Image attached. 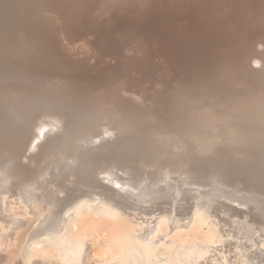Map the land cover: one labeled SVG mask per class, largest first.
Wrapping results in <instances>:
<instances>
[{
    "label": "rangeland",
    "instance_id": "rangeland-1",
    "mask_svg": "<svg viewBox=\"0 0 264 264\" xmlns=\"http://www.w3.org/2000/svg\"><path fill=\"white\" fill-rule=\"evenodd\" d=\"M88 1L89 0L83 3L88 4ZM82 4L79 7L80 9L85 5ZM92 6L93 8L90 12H87V14L93 16L91 18L93 28L88 31L87 28L81 27L86 25L84 24V21L86 20L85 17H87V15L85 17L81 16L84 12L83 7L82 12L81 10H79V12L70 11V13H72V17L70 15L71 20L70 17L67 16L69 17V19H67L69 21L67 22L68 24L66 23V36H68L67 33H69V35H72L71 37L76 38V40L75 38H73V40L77 43L80 42V38L92 39V37H94V39L96 38L98 41L100 40L98 42L99 51L103 52L109 50L112 53L111 55H117L114 63H118L119 66H113L115 65L114 63L110 66L111 72L109 71V79L107 80L106 78L105 86H102L99 90L92 89V91H85V89H83V91L82 88L84 87L79 88L80 85L75 83L74 86L78 88H75V90L72 89V81L69 80L79 79L80 77L73 76L75 74L70 73L71 71L69 72L70 74H66L65 72H67V69L64 72L61 71L65 74H58V72L55 71L48 72L50 74L47 72L38 74L29 73L28 69L22 71L24 68H19L20 70H7L1 68L0 64V115L1 113H7L9 111V106H11L12 103H17L19 99H21V103V101H23L22 99H25L26 102L22 106L24 109L31 106L26 114H34L32 117H34L35 120L32 119L36 121L34 122L32 120L34 127L30 130L31 136L28 142H25L24 146L18 145V140H16L15 143L12 140L7 143L4 140H0V143L4 141V143L0 144V178H5V181L2 178L0 179V181L2 180V182L5 183L3 184L0 182V214L13 219V227H16L13 228L10 226L13 229L10 228L11 232L13 231L12 233L14 234V242L6 245V251H8L7 254H12L11 257L16 259L17 264H24L23 261H17L21 259V253L27 255L26 258H28V260H26L25 264H104L103 262H106V260H112L111 258L117 254L114 252H117L119 248L122 252L125 251L123 244L118 240L119 243H114V245L116 244L115 248L113 246L108 247L110 254L105 256L100 255L104 252L103 249L106 246L107 240L114 238L115 235L113 233L116 234V231H118L117 227L115 228V226H113L114 229L111 224L108 226L107 224L110 222L101 218L103 213L97 209L98 200H88L85 196L89 187L92 188L95 186H91V183L88 182L92 180L88 178V175H84L88 180L83 176H81V178L83 177L82 179L79 177V180L78 177H76V179H70L66 178V174L69 172L68 169L65 171L62 170L60 172L61 175L56 173L58 172L57 169H53L56 165V158L61 155L62 157H65L68 155L69 151L67 152L63 150L62 152V149L55 145L56 141L55 143H53L54 141H49L50 143L47 141L48 143L40 142L41 145L39 144V136L46 133L45 130L48 125L40 126L41 122H39L40 118H37V111H39V107H42L45 103L52 104L54 100L59 101V99L54 96L55 94L48 91L53 89L50 87L51 85L55 86V83L51 80H47L45 81L46 84L45 82H36L35 86L33 83H29L28 80H25L28 78L26 75L38 74L51 77V79L56 82L57 80L59 82L65 81L66 83L63 82L61 86L56 87L58 90L53 89L52 91L62 94L63 91L69 90L75 94L69 92H66V94H69L70 98L74 99V101H79L80 99V102L85 104H94L98 105V107L110 108L112 111L118 109L128 115L134 114L131 117H139L144 121H146V118L142 116V113L146 114L147 110L139 111V108L136 107V100H132L131 96L129 98L132 101H125V97L129 99L128 94H124L129 88V85L125 82L127 80L126 76H129L135 68L142 69L141 73L145 74V78H149V81L157 74L156 68L160 71V74H157L158 78L164 74L162 77L164 81L167 80L165 79V76L173 75L165 84L159 79H156V81L154 79L153 82L146 85L148 91L157 90L158 93H151L154 97H149L145 101L144 105H146L147 108H155L158 105V102L166 105V103L173 101L174 98L176 99L173 102L182 107L188 105L190 101L192 103L193 101L203 100L212 108L210 104V96H214L212 99H217L220 103H223V101L229 96L233 97L230 93L231 91H234L237 94L238 92L250 93L253 90L255 97L250 98L245 104L264 102V92L259 95L257 93L260 90V87H262V84L258 83L261 82L262 79L259 80L258 78H263L264 74V34H262L264 33V0H175L174 3H169L167 0H101L97 4H92ZM249 17H253V19ZM80 20H82V22ZM75 23L78 24L75 26ZM44 25L46 24L39 25V32L42 28H46ZM41 26L44 27L41 28ZM219 27L220 29H218ZM67 29L70 32H68ZM72 31H74V34ZM55 35L58 36V33ZM69 37H67V39ZM50 40L57 41L54 45L49 44L53 47L52 51L40 55L38 60L32 58L31 67L35 66L36 69L45 68L46 71H53L51 67L47 69L46 65L42 67L40 64L48 57L51 58V60L47 58L46 63L51 64L53 68H67L62 65L66 63L64 60L68 63L69 61L66 60L68 58L64 56L62 52H59L61 47H59L60 42L58 41V38H46L42 40V43L48 44L51 42ZM73 40L71 38V46L74 44L72 42ZM68 41L70 42V40ZM67 44L68 43L65 45ZM4 52L3 45L0 44V59L3 58L2 56ZM55 54L60 56H55ZM63 56L66 57V59H64ZM59 59L63 60V62L58 61ZM91 59L93 58H90L89 60ZM68 63L66 64L68 65ZM107 67L108 66H105V70ZM27 68H29V66ZM222 68H231L233 71L229 72L230 74L225 73V77H220L221 74H218V71ZM90 70H95V68ZM247 70L252 71L256 76L257 74L258 76L261 74V77L253 75V77L256 78L255 80L257 81L255 82L258 85L252 83L249 79V84L246 82L247 85L237 91L234 87L238 84L241 85L242 81L247 80ZM255 70H259V72L256 74ZM154 73L156 74L154 75ZM236 75H239V77H235ZM231 78L237 79L240 83L234 85ZM47 86L50 87L47 88ZM254 87L256 89L259 88V90H254ZM251 88L252 90H250ZM80 89L84 92L81 95H79V93L82 92ZM218 101L216 102L217 104ZM227 101L231 103L230 99H227ZM227 101L225 100V103L220 106L221 114L223 111L225 112L224 115L229 114V108L223 109V107L226 108L225 104ZM245 104L242 101L237 103V105L240 106H244ZM31 109H33V112ZM159 109L157 108L156 110ZM16 110L18 112L20 111L17 108ZM15 119H12L10 123L18 125V120ZM3 120L4 122H2V117L0 116V126L2 123L9 125V118H3ZM215 122L216 121L213 118L211 123ZM38 126L39 128H37ZM217 127L219 128L221 126L218 125ZM112 137H107L110 138L108 139V141H110L108 142L109 147H107L106 144L107 149L115 150L116 148L118 149V146L119 148L120 146L121 148L123 147L122 142L124 145L126 144V139L123 141L117 137L115 140L114 136ZM137 140L138 142L132 143L131 147L128 144V147L131 150L126 149L127 152L123 151L120 155L127 157V155L132 156L134 153V155L138 157L136 158L133 155V162L131 163L127 162V160L125 161L127 162V168L130 169L129 171H138L139 176L137 177L139 178L141 176L140 179L145 177L142 179L144 181L143 184L145 185L141 187H144V191L137 189L140 193L136 192V196L135 193H133V191H137L134 187L140 188L138 184L142 185L141 180L137 181L138 178H136L137 180L134 179V181H137L138 183L134 181L133 183H130L133 180L132 178H130V181L128 182L124 179L122 180L128 185L127 187L125 186L127 190L129 188H131L129 189L131 191L134 189L131 192L134 196L128 195L127 197L130 200L136 199V201L140 203L137 204L139 209L152 213L145 214L132 207L126 208V211L131 213L130 218L139 222L137 224L135 223L136 229L133 233L142 232L143 235L145 234L147 238H149L151 243L157 242L156 248L158 251L154 255L155 259L169 260L174 264H191L190 262L193 264L194 262L195 264H264V165L256 164L254 167L252 165H249L247 168H244L243 166L241 167V162L244 158V154L241 152L242 148L233 144L234 142H231V140L227 141V145L222 144L221 147L218 148L217 146L213 149V154H216V156L206 157L208 160L201 157L202 155H199L198 153L176 152L175 150L167 149L162 150L160 147L156 146L155 143L146 142L148 140L143 138ZM16 142H18V144H16ZM111 144H113V146ZM228 144H231L232 146H229ZM45 145L48 147L49 151H52V154L51 151L49 152L47 150ZM153 146L157 147L156 150ZM225 146H229V148H223ZM85 147H87V145L84 146V148ZM114 147L115 149H113ZM55 148L56 150H54ZM106 148H104L103 151ZM225 149L227 150L224 151ZM53 151L62 153L58 155L56 154L57 152L54 153ZM129 151L130 153H128ZM230 151L232 153V158L230 157ZM233 151L237 152L234 153ZM28 152H32V155ZM168 152H170V154H168ZM94 154L95 152L91 155ZM154 154L158 156V158H156V164H158V160L162 162V164H158L160 168H158V166L152 167V164H145L144 167L143 161L148 162V160L152 158V162H154ZM157 154H162L161 156H164L163 158L167 157L163 159ZM30 155L31 158H29ZM16 156L18 157L17 159ZM148 156H150V158H148ZM170 156H172V158L167 160ZM191 156H193V158ZM238 156L240 157V160H238ZM91 157L94 158V156ZM178 157L182 158V160ZM227 158L229 162L232 159H235V162L232 160L230 163L234 162L237 165L234 163H232L234 165H230V163L226 161ZM177 159H180V161L178 160V162H176ZM186 162L189 164H186ZM201 163L204 164L201 166ZM129 164L132 166H129ZM231 166H234L236 169L233 170L234 174L229 176L232 174ZM12 168L14 171L12 170V172H10ZM50 170H54L57 176L56 174H53L52 177L44 176ZM4 171L6 174L3 173ZM161 171L165 176L161 174ZM215 171L217 174H215ZM169 173L170 175L178 173L176 175L174 174L175 176L173 175L174 178L177 176V179H174L177 180L176 182L172 179L173 177H168ZM62 174L65 176H62ZM187 174L192 178L191 180L188 179ZM239 174L240 176H238ZM11 175L16 180H13L14 178ZM158 175L165 178L163 179ZM178 176L185 177L179 178ZM197 176L198 178H196ZM233 176L236 177L234 178ZM63 177L66 178V181L65 179H62ZM241 177H244L245 179H242ZM193 178L197 180L194 181ZM152 179H155V182ZM12 180L16 184L13 182L11 183ZM69 180L71 182L75 180V182H73L76 183V186L78 183V186L81 184L83 187L80 186V189L76 188L75 185V187H73L74 183H71ZM93 180V183H97L96 185H101L103 188L106 187V189L108 188L109 190L112 188V190L116 189H114L113 185L105 184V182H108L106 180ZM127 180H129V178H127ZM70 183L72 186L69 187ZM134 183L135 186H133ZM152 183H159L160 185L156 184L157 186H154ZM54 184L56 187H54ZM184 184L190 185L187 187L188 185L183 186ZM6 185H8V187ZM129 186H132L133 188ZM200 186L201 188H199ZM81 187L82 189L85 187L84 191H81ZM151 187H154L155 189L160 188V190L162 188L163 190L156 192L157 190L152 188L154 191L150 192L148 189L150 188L152 191ZM185 187H187V190H185ZM65 188L69 192L66 191ZM73 190L76 191L74 192ZM146 190H148V192H146ZM24 192L25 195L23 194ZM67 192L68 194H66ZM72 193L75 196L78 195V198L74 200V203L76 202L74 213L77 217L76 222L79 227L77 233H73L70 228L71 226L69 225V218L73 215L69 214L68 216H65L68 208L72 207L70 205L65 207L68 203L66 201L67 199H74L75 196ZM51 199H55V202L60 205L55 217L50 215V212L53 211V207L51 206L53 201ZM130 200L127 201V203H129L127 204L128 206H131L132 204ZM132 202L134 203V200ZM63 207H65L64 210H62ZM203 207L205 209H202ZM88 215L93 218V221L89 224L87 223ZM115 216L126 228H129V225L133 223L119 214H116ZM161 216L162 218H167V220L166 218H163L167 221L166 225L164 223L159 226ZM62 218H66V221L63 222L62 225L57 224L54 230H48L51 224L58 223ZM61 226L63 228L58 232H66L69 240L74 241L73 250L66 249L67 243L65 240H62V238L57 239V242H59L61 247L66 246L61 248L62 250L58 251L52 245L53 237L51 234L53 235V233L60 229ZM43 228L44 230H42ZM10 229L8 226L0 229V246L3 244L2 233L10 231ZM106 229L108 232L105 231ZM40 230L42 231L36 238H31ZM158 231H161L160 234ZM207 233L211 235L210 239H208ZM96 238H99V240ZM25 245H27L26 248L23 247ZM183 246L185 249H183ZM190 246L192 247L191 249H198L197 251L201 249L207 250V252L203 250L206 255L203 258L196 259L197 257L194 258V256L197 251L194 250V254L193 252H189L190 254L188 253L189 258L187 256L184 257L185 255L183 252L186 250L189 251ZM117 247L118 249L116 250ZM184 260L187 262H184ZM189 260L190 262H188ZM198 261L200 263H198ZM141 262L142 261L140 260V263Z\"/></svg>",
    "mask_w": 264,
    "mask_h": 264
},
{
    "label": "bare ground",
    "instance_id": "bare-ground-1",
    "mask_svg": "<svg viewBox=\"0 0 264 264\" xmlns=\"http://www.w3.org/2000/svg\"><path fill=\"white\" fill-rule=\"evenodd\" d=\"M89 1H90V3H89ZM89 1H88V4H86L83 2H87V0L86 1L85 0L84 1H82V0H0V44L3 45V49L5 51L3 56H2L3 58L0 59L1 68L7 69V70H20L19 68H24L22 71L28 69L29 73H38V74H43L44 72H47V73L48 72H54V71L58 72V74L74 73L75 75H73V76H79L80 77L79 79H70L69 80V81L73 82V83L71 82V84H72L71 86L74 87V88L72 87V89H74V90H75V88H78V87L74 86L75 84L80 85L79 88L84 87V88H82V90L85 89V91H89V90L92 91V89H95V90L98 89L99 90V88H101L102 86H105L104 84L106 83V78H107V80L109 79V73L111 72L110 66L115 62L114 60L116 59L117 55H111L112 53L109 50L103 51V52L99 51L100 49H99L98 42L100 40L98 41L96 38L94 39V37H92V39H94V40H92L91 38L90 39L80 38L79 40L82 43H80L79 41H78L79 43H77L76 41H75L76 42L75 43L73 40V38H75V37H71L72 35H69V33H67L68 36H66V27H67L66 23L69 21L67 19H69L70 15L72 17V13H70V11H73V12L78 11L79 12V10H81V12H82L83 7H84V12L82 13L83 15H81V16L85 17L87 15V17H85L86 20L84 18V20H85L84 24H86V25L81 26V27L87 28L88 31L93 28V24L91 23V18L93 16L91 14H87V12H90V10L93 8L92 4H94V3L97 4L101 0H89ZM82 3L85 5L82 6V8L80 9L79 7L81 6ZM67 16H69V17H67ZM251 16H253V15H251ZM71 17H70V20H71ZM249 18L253 19V17H249ZM80 21L82 22V20H80ZM42 24H46V25H44V26H46V28L44 26H41V28L42 27H44V28H42V30L40 31L42 33H40L38 30V27H39V25H42ZM76 24H78V23H75V26H76ZM72 25H74V24H72ZM72 25H71V27H72ZM220 27L218 29H220ZM72 29H74V28H72ZM72 29H70V30H72ZM75 30H76V28H75ZM67 31H68V29H67ZM68 32H70V31H68ZM73 32L74 31H72V33ZM57 33H58V36L55 35ZM73 36H75V35H73ZM50 37L58 38V41L60 42V46L58 44L57 45L59 47H61L60 50H62V51L59 50V52H62L63 55L68 58V59H66V57L63 56L64 59L69 61V63L64 60V62L68 63V65H67L66 63H64V64L61 63V62H63V60L59 59L58 61H61L60 63L67 68H65V69L64 68H58V69L53 68L51 64L46 63V59L48 57L45 58V61L43 63H40V64L42 67H44V65H46L47 69L49 67H51L53 71H51V70L46 71L45 68H37L36 69L34 65H33L34 67H31V64H32L31 61L33 60L32 58H35L38 60L39 59L38 57L40 55H42L44 53L46 54V53L52 51V48H53L52 45L56 44L57 41H51L50 40L51 42L49 41L50 43H48V44L42 43V40H44L46 38L48 39ZM67 37H69L70 39L69 38L67 39ZM84 37H85V35H84ZM71 38L73 40L72 42L74 43L72 46H71V44H72ZM68 40H70V42ZM75 40H76V38H75ZM66 43H68L70 45H68V44L65 45ZM49 44H52V45H49ZM218 45H219V43H218ZM55 56L59 57L60 55L55 54ZM90 58H93V59L89 60ZM48 59L51 60V58H48ZM54 59H55V57H54ZM56 59H57V57H56ZM84 60H86V61H84ZM87 60H88V62H87ZM98 64H99V66H98ZM114 64L115 65H113V66H115V67L119 66L118 63H114ZM28 66H29V68H27ZM85 66H87L88 68ZM105 66H108L109 68L107 67L108 69L106 68V70H105ZM39 67H40V65H39ZM80 67H82V68H80ZM93 68H95V70H90ZM66 69H67V72L62 73ZM118 70H120V69H118ZM134 70L130 73L129 76H126L127 80L125 82H127L126 84L129 85V88H128L127 92H124V94H126V95L128 94V98L131 96L132 100H136V102H137L136 107L139 108V111H143V110L146 111L147 110L146 114L141 112L142 116H144L146 118V121H144L142 118H139V117L133 118L131 116H133L134 114L128 115L127 113H124L118 109L116 111L115 110L112 111L110 108L108 109V108H104V107H98V105H94V104H92V105L91 104L90 105L85 104L83 102H80L79 98H76V99H79V101H76V100L74 101V99L70 98L69 94H66V92H69L72 94L74 93V92H70L69 90L63 91L62 94H59L56 91H52L53 89L58 90L56 87L61 86V84L65 81L59 82L57 80V82H56L53 79H51V77L38 75V74L37 75L36 74L26 75L28 78H26L25 80H28L29 83H33L35 86H36V82L37 83H43L47 80L48 81L51 80V81H53V83H55V86L51 85V87L47 86V88H49V87L53 88L52 90L50 89L48 91H51L53 94H55L54 96H56L59 99V101L54 100L52 104L45 103L42 105V107H39L40 109H39V111H37V118H40L39 119V122H41L40 126L41 125H48L46 130H45L46 133L44 135L42 134L39 136V139H40V141H38L39 144H40V142L48 143L49 141H54L53 143H55V141H56L55 145L59 146V148L62 149V152H63V150L67 151V152L69 151L68 155H66L65 157H62V155L58 156V158L55 157L56 158V163H55L56 165L54 166L53 169L58 170V172H56V173H58V175H61L60 172L62 170L65 171L66 169H68L69 172L66 174V178H70V179L75 178L76 179V177H78V180H79V177H80V179H82L83 177H85L84 175H86V176L88 175L89 176L88 178H90L92 180L93 179H95V180L96 179L97 180L102 179L101 181L106 180L108 182L104 181L105 184L107 183L108 185H113L114 189L116 188L115 190H112L113 188L111 190H109L108 188L106 189V187L103 188L101 185L100 186L96 185L97 183H93L94 180H93V182H92V180H90L88 182L91 183V186H93V185H95V186L92 188L89 187L88 192H90V193L87 192L88 194L87 193L85 194V196L88 198V200L89 199H91V200L96 199V201L98 200L97 209L103 213L101 218L110 222L109 224H107L108 226L111 224L112 227L115 226V228L117 227V230H118V231H116V234L113 233L115 235L114 238H112L111 240H107L106 246L103 249L104 252H102L100 255L105 256L107 254H110L108 247L113 246L115 248L116 244L114 245V243H116V242L117 243L121 242L123 244V248L125 249V251L122 252L121 249L120 248L118 249V247H117L116 248V250L118 249L117 252H114L117 254H115V256L113 258H111L112 260H110V261L106 260V262H103V263L104 264H114V263H116V264H137L138 263L139 264L140 260H141L143 262V263L141 262L142 264H174L173 262H171L169 260L155 259L154 255L158 251L156 248L157 242L151 243L149 241V238H147V236L145 234L143 235L142 232L138 231L139 233H133L136 229L135 223L137 224L139 222L135 221V219L130 218L131 213L127 212L126 208L132 207V208H135V209L142 211L145 214H151L152 212L150 213V212H147L146 210L139 209V206L137 204H140V203H138L136 201V199L132 198L134 200V203H133L132 202L133 200H130L127 197L128 195H133V194H131V192L134 189H136V190L139 189V190L144 191V187L143 188H141V187L145 185V184H143L144 181L142 180L145 177L140 179L141 176L139 178L137 177V176H139L138 171H135V170L129 171L130 169L127 168V165H126L127 162H129V163L133 162L132 157H133L134 153H133V155L131 154L132 156L127 155V157L120 155V153L123 151L127 152L126 149L127 150L130 149L128 147V144L131 147L132 143L138 142L137 139L143 138L145 140H148L146 142L155 143L156 146L160 147L162 150L167 149V150H175L176 152L181 151V152H186V153L187 152H194V153H198L199 155H202L201 157H204V158L211 157V156L215 157L216 154H213V149H215L217 146H218V148L221 147L222 144L227 145L226 144L227 141L231 140V142L232 141L234 142L233 144L240 146L242 148L241 152H243L244 158L241 162V167L243 166L244 168H247L249 165H252L254 167V166H256V164L257 165H264V102H253V103H246V104L244 103L245 104L244 106H240L237 104H230L229 101H227V99L230 98V96H229L228 98L225 99L227 101L225 104L226 108L223 107V109L229 108L228 111L230 110L229 111L230 115L229 114L224 115V113H225L224 111L222 112V114L220 113L221 112L220 106L225 103L224 102L225 100L223 101V103H220L217 99H212L214 96H210L211 100L209 98L212 108L208 104H206L203 100L195 101V102L193 101L192 103L190 101V103H189L190 105L188 104V105H186L187 107L186 106L182 107L179 104H175V102H173V101H175L176 98H174L173 101L166 103V105H164V103L158 102V105L155 108L154 107L147 108L146 105H144L145 101L149 97H154L151 93H154V92L156 94H158V93H157V90L156 91H154V90L148 91L146 89V87H147L146 85H149L151 82L154 81V79H155V81H156V79H159L161 82H163L165 84L166 82H168V79L171 78L173 75H167V77L165 76V79H167V80L164 81L162 79L164 74L158 78L157 74H160V71L158 68H156L157 74L154 73V75L155 74L156 75L149 81V78H145L146 75L141 73L142 69L135 68ZM255 71H256V74H257V72H259V70H255ZM146 72H148V71H146ZM251 73H252V71L247 70V76H248L247 80L250 79L251 82L255 84L256 83L255 81H257V80H255L256 78L253 77V75H255V74L254 73L251 74ZM48 74H50V73H48ZM49 76H51V75H49ZM259 76L257 74L256 77H259ZM263 78H264V74H263ZM263 78H258L259 80L262 79L261 82H258L259 84L260 83L262 84V87H260V90H259V88L256 89L254 87V90H256V91L259 90L257 92L258 95L264 92V88H263L264 87V79ZM63 80H66V79H63ZM45 84H46V82H45ZM83 84H86V85H83ZM248 84H249V82H248ZM29 87H31V86H29ZM42 87H43V85H42ZM148 87H150V86H148ZM250 90H252V88ZM83 91L81 93H79V95L83 94L84 93ZM125 98L124 99L126 102L132 101L130 98L129 99H127V97H125ZM231 99H233V98H231ZM20 100L21 99H19V101L17 103H12L11 106L8 105L9 111L7 113H5V114L1 113L0 116L2 117V122H4L3 118H9L10 121H8L9 125H6V123L1 124V126H0V140H4V141H6V143L11 141V140L14 141V143H15V141L18 140L19 144H18V142H16V144H18L20 146H24L25 142H28V140L31 136L30 130H32V127H34V124H32V122L35 119H34V117H32V115H34V114H30V113L26 114L29 111L31 106L28 108H25L27 110L26 111L24 109V107L22 106L26 102L25 99H22L24 102L21 101V103H20ZM217 101H218V104L216 103ZM13 104H15V105H13ZM214 104L217 106H215ZM16 108L20 111L18 112L16 110ZM157 108L158 109L162 108V109L156 110ZM33 109H31L32 112H33ZM165 109H166V111H165ZM160 110L161 111L163 110V111L161 112ZM4 112H5V110H4ZM218 113H220V114H218ZM215 114H216V116H215ZM16 117H18V118H16ZM15 118L18 120V122H17V123H19L18 125L10 123L11 120L15 119ZM213 118L216 121L215 123H211V120ZM149 120H150V122H149ZM34 122H36V121H34ZM37 122H38V120H37ZM218 125H220L221 127L218 128L217 127ZM37 128H39V126ZM27 131H29V132H27ZM112 136H114L115 140L117 137L123 141L126 139V144L124 145V143L122 142L123 147L121 148V146H120V148H119V146L117 145L118 149L117 148L115 149V147L113 148L115 150L107 149L106 144H107V147H109L108 142H110V141H108V139H110V138H107V137H112ZM54 139H56V140H54ZM4 141L2 143H4ZM2 143H0V144H2ZM231 144H228V145L230 146ZM46 145L49 146L48 144H46ZM46 145H45V147H47ZM86 145H87V147L84 148V146H86ZM111 145L113 146V144H111ZM42 146H44V145H42ZM114 146H115V144H114ZM229 146H225L223 148H227V147L229 148ZM153 147H155V146H153ZM53 148H54V146H53ZM104 148H106V149L103 151ZM156 148L157 147H155V150H156ZM227 149H225L224 151H226ZM47 150H48V147H47ZM47 150H46V152H47ZM54 150H56V148ZM136 150H138V149H136ZM39 151H38V153H39ZM58 151H60V150H58ZM46 152H44V153H46ZM55 152H57V151H55ZM93 152H95V154L91 155V154H93ZM235 152H237V151H235ZM28 153L31 154L32 152H28ZM61 153L57 152L56 154L59 155ZM128 153H130V151ZM144 153H145V151H144ZM230 153H231V151H230ZM51 154H52V151H51ZM168 154H170V152H168ZM189 154H191V153H189ZM31 155L29 156V158H31ZM40 155H41V153H40ZM90 155L94 156V158L91 157ZM157 155H160V154H157ZM230 155L229 156L232 158V153ZM229 156H227V157H229ZM163 157L164 156H161V158H163ZM180 157H182V156H180ZM180 157H178V158H180ZM191 157L193 158V156H191ZM194 157H195V155H194ZM17 158L18 157L16 156V159ZM136 158H138V157H136ZM148 158H150V156H148ZM156 158H158V156H156V154H154V162H152V158H150V160H148V162L143 161L144 167H145V164H152V167L158 166V164H162V162H160V160H158V164H156ZM165 158H163V159H165ZM170 158H172V156H170L169 159H167V160H170ZM174 158H173V160H174ZM180 159L182 160V158H180ZM180 159H177L176 162H178V160L180 161ZM125 160H127V162ZM206 160H208V158H206ZM238 160H240V157L238 158ZM54 161H55V159H54ZM123 161H125V162H123ZM184 161H186V160H184ZM226 161L229 162L228 158ZM139 162H141V161H139ZM234 162H232V163H234ZM198 163H200V162H198ZM232 163H230V165L235 164V163L234 164H232ZM177 164H179V163H177ZM186 164H189V163L186 162ZM203 164L201 163V166ZM219 165H220V163H219ZM235 165H237V164H235ZM6 166H8V165H6ZM129 166H132V165L129 164ZM231 167H232L231 168L232 172L231 171H228V172H231L232 174L229 176H232L234 174L233 170L236 169L234 166H231ZM158 168H160V166H158ZM6 169H8V168H6ZM126 169H128V170H126ZM184 169H185V167H184ZM3 170H5V169H3ZM12 170H13V168L11 169L10 172H12ZM54 170H50L48 173L46 172L47 174L44 176L52 177L53 174H56ZM161 170H162V168H161ZM212 170H213V168H212ZM3 173H5V171ZM161 174H162V171H161ZM174 174L176 175L178 173H174ZM174 174L170 175V173H169V175L171 177L169 175H168V177L172 178ZM215 174H217L216 171H215ZM56 176H57V174H56ZM62 176H65V175L62 174ZM81 176H83V177L81 178ZM158 176L161 177V175H158ZM163 176H165V175H163ZM187 176H188V174H187ZM238 176H240V174ZM156 177H157V175H156ZM184 177H179V178H184ZM205 177H207V176H205ZM1 178L5 181V178H3V177H1ZM66 178L63 177L62 179H65V181H66ZM88 178L85 177V179H87V180H88ZM127 178H129V180H127ZM130 178L133 179L130 183H133L134 179L137 180L136 178H138L137 181L141 180L142 185L138 184L141 189L134 187V189L132 191L129 190L131 188H129L127 190L126 187L128 185H126L125 181H127V182L130 181ZM161 178H163V177H161ZM175 178L177 179V176ZM175 178L173 177L172 179L174 180ZM196 178H198V176ZM62 179H60V180H62ZM122 179H124L125 181ZM188 179L191 180L192 178L188 176ZM242 179H245V178L243 177ZM13 180H16V179L14 178ZM13 180L11 181V183L12 182L14 183ZM84 180H83V182H84ZM190 180H189V182H190ZM193 180L195 181L197 179L193 178ZM73 181L75 182V180H73ZM73 181L72 182L70 181V182L74 183ZM122 181H124V182H122ZM137 181H134V182H137ZM153 181L155 182V179ZM159 181H161V180H159ZM174 181L176 182L177 180H174ZM0 182H2V180ZM146 182H147V179H146ZM71 183L69 184V187L72 186ZM148 183H147V185H148ZM159 183L162 184L161 182H159ZM159 183L158 184L152 183V184H154V186H155L156 184L160 185ZM3 184H5V183H3ZM14 184H16V183H14ZM65 184H67V183H65ZM75 184L76 183L73 184V187L76 186ZM185 184L183 186L188 185L187 187H189V185H190V184H187V185H185ZM202 185H203V183H202ZM6 186L8 187V185H6ZM77 186H78V183H77ZM77 186H76V188H78V189H80L79 188L80 186L83 187V185H81V184H80V186H78V187ZM133 186H135V183ZM139 186H137V187H139ZM150 186H153V185H150ZM3 187H5V186H3ZM54 187H56V185ZM64 187H65V185H64ZM82 187H81V189H82ZM129 187H132V186H129ZM187 187H185L186 188L185 190H187ZM152 188L155 189L154 187H151V189ZM193 188H195V187H193ZM199 188H201V186ZM57 189H59V188H57ZM84 189H85V187L81 191H84ZM153 189H152V191L150 190V188L148 190L150 192H153L154 191ZM139 190L133 191V193H135V196L137 194L136 192L140 193ZM148 190H146V192H148ZM155 190H157L156 192H158V191H161L163 189L161 188V190H160V188H159V189H155ZM183 190H184V188H183ZM66 191H68V190L66 189ZM73 191H71V192H73ZM68 192L66 194H68ZM159 193H161V192H159ZM23 194L25 195V192ZM95 195H96V197H95ZM77 196H75L74 199H67L66 201L68 203L65 205V207L69 206V205L72 206V207L68 208V211L66 212L65 216H68L69 214L73 215L71 218H69V225L71 226L70 228L72 229L73 233H77V230L79 229L78 224L76 222L77 217L74 213V208H75V204H76V202L74 203V200H76V198H78ZM26 198H27V196H26ZM68 198H69V195H68ZM57 200H59V199H57ZM128 200H130V202L132 203L131 206L127 205V204H129V203H127ZM52 201H53V204L51 206L53 207V211L50 212L51 211L50 210L49 212L51 213L50 215L55 217L60 205L55 202V199ZM195 204H197V203H195ZM65 207H63L62 210H64ZM202 209H205V208L203 207ZM116 214L121 215L123 218H127L129 221H131L133 223H131L129 225V228L124 227L122 222L118 221L117 217L115 216ZM163 216H165V215H163ZM197 217H199V216H197ZM46 218H48V217H46ZM163 218H166V217H163ZM163 218L161 216V221H160L159 226L161 224H164V223L166 225L167 218H166V220ZM12 220L13 219H11L7 216L5 217V215L2 214L0 216V229L2 227L5 228V226H8L9 229L11 227H13V221ZM65 221H66V218L60 219V221L58 223L51 224L49 226L48 230H54L57 224L62 225V223ZM91 221H93V218L90 215H88L87 216V223L89 224ZM102 222H105V221H102ZM15 224H14V226H15ZM111 226H110V228H111ZM13 228H16V227H13ZM62 228L63 227L61 226L60 229H58L56 232L53 233V235L51 234V236L53 237L52 245L58 251L62 250L61 248H64L66 246L61 247L59 245V242H57L58 238H62V240H65V242L67 243L66 249H72L73 250L74 249V246H73L74 241L69 240V238L66 235L67 234L66 232L65 233L58 232ZM11 229H10V231H8L6 233H2L3 244H1V246H0V263H3V264H17L16 259L14 257H11L12 254L9 255V254H7L8 251H6V249H7L6 245L14 242V240H13L14 234L12 233L13 231L11 232ZM142 229H144V228H142ZM42 230H44V228ZM42 230L38 231L31 238H36L37 235L40 234V232ZM80 230H82V229H80ZM105 231L108 232L107 229ZM146 231H149V230H146ZM136 232H137V230H136ZM160 232H159V234H160ZM46 234H48V233H46ZM210 238H211V235L208 234V239H210ZM97 240H99V238ZM118 240H119V242H118ZM26 246L27 245H25L23 247L26 248ZM189 248H190L189 251L186 250L183 252V254L185 255L184 257L187 256L189 258V254H190L189 252H193V254H194L195 249H191L192 248L191 246ZM183 249H185V247ZM183 249H182V251H183ZM161 250H164V249H161ZM197 250L198 249H196L195 251H197ZM203 250L201 249V250L197 251L195 256L193 255L194 258H196V257H197L196 259L203 258L206 255L205 252H207V250H204L205 252ZM24 254L21 253L20 254L21 259L19 257L20 260H17V261H23L25 264L26 260H28V258H26L27 255L26 254L24 255ZM201 260H200V262H201ZM184 262H187V261L184 260ZM188 262H190V260ZM200 262L198 261V263H200ZM190 263L193 264L192 262H190ZM179 264H181V263H179ZM194 264H195V262H194Z\"/></svg>",
    "mask_w": 264,
    "mask_h": 264
},
{
    "label": "water",
    "instance_id": "water-1",
    "mask_svg": "<svg viewBox=\"0 0 264 264\" xmlns=\"http://www.w3.org/2000/svg\"><path fill=\"white\" fill-rule=\"evenodd\" d=\"M169 3H174V1L175 0H167ZM262 34H264V33H262ZM231 71H233L231 68H225V69H221L220 71H218V74H221L220 75V77H225L224 76V74L225 73H227V74H230L229 72H231ZM238 71H239V69H238ZM215 72H216V70H215ZM217 73V72H216ZM215 73V74H216ZM234 75V74H233ZM235 77H239V75H236ZM248 77V76H247ZM227 78V77H226ZM229 79V78H228ZM231 81L234 83V85L235 84H237V83H240V81H238L237 79H232L231 78ZM246 81H247V83L248 82H250L249 80H244V81H242V83H241V85L240 84H238V85H240V86H238V85H235V87L234 88H236L237 89V91H238V89H242L243 87H245L246 85H247V83H246ZM226 90H228V89H226ZM232 95H233V97H230L229 99L231 100V103L232 104H237V103H239L240 101H242L243 103H245V102H247L250 98H252V97H255L254 96V92H253V90L250 92V93H235L234 91H231L230 92ZM231 98H233V99H231ZM230 103V104H231Z\"/></svg>",
    "mask_w": 264,
    "mask_h": 264
}]
</instances>
